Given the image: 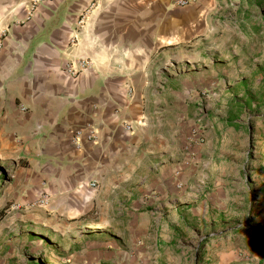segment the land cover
<instances>
[{"label": "crops", "instance_id": "1", "mask_svg": "<svg viewBox=\"0 0 264 264\" xmlns=\"http://www.w3.org/2000/svg\"><path fill=\"white\" fill-rule=\"evenodd\" d=\"M173 1L0 0V162L18 205L89 228L113 198L173 182L146 146L165 132L160 102L179 93L169 74L207 66L204 40L247 15L243 0Z\"/></svg>", "mask_w": 264, "mask_h": 264}, {"label": "rangeland", "instance_id": "2", "mask_svg": "<svg viewBox=\"0 0 264 264\" xmlns=\"http://www.w3.org/2000/svg\"><path fill=\"white\" fill-rule=\"evenodd\" d=\"M241 10L204 40L207 66L169 74L179 93L160 102L165 132L146 143L176 176L162 191L113 198L89 228L45 222L18 205L0 162V264H264V0Z\"/></svg>", "mask_w": 264, "mask_h": 264}, {"label": "built area", "instance_id": "3", "mask_svg": "<svg viewBox=\"0 0 264 264\" xmlns=\"http://www.w3.org/2000/svg\"><path fill=\"white\" fill-rule=\"evenodd\" d=\"M197 0H174L173 4L178 7V8H182V7H186L188 5H191L193 3H195ZM36 2V1H34ZM78 68L80 69H86L89 66L88 61L85 60H80L77 64ZM127 129H133L132 126L129 124L126 125ZM82 130H77L75 132V140L77 144H80V139L82 136ZM95 129L92 127L90 132H89V138H94L95 137ZM38 204H46L48 202V196L47 195H42L41 197H39L38 199H36V201Z\"/></svg>", "mask_w": 264, "mask_h": 264}, {"label": "trees", "instance_id": "4", "mask_svg": "<svg viewBox=\"0 0 264 264\" xmlns=\"http://www.w3.org/2000/svg\"><path fill=\"white\" fill-rule=\"evenodd\" d=\"M225 122L227 125L237 126V123L234 121L233 118L226 119ZM0 177H2V176L0 175ZM4 212H5V210L0 211V219L3 218Z\"/></svg>", "mask_w": 264, "mask_h": 264}]
</instances>
